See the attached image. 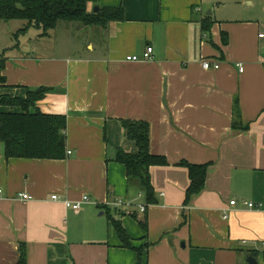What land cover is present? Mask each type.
<instances>
[{"label":"crops","instance_id":"0c3cea01","mask_svg":"<svg viewBox=\"0 0 264 264\" xmlns=\"http://www.w3.org/2000/svg\"><path fill=\"white\" fill-rule=\"evenodd\" d=\"M95 6L122 7L125 21L85 26V56L51 55L39 44L0 49L7 58L0 96L24 100L27 89H52L38 107L67 117L72 153L7 160L0 143V264H17L21 245L27 264H247L251 257L264 264V0H97L89 10ZM206 18L213 26L203 36ZM149 47L150 61L126 62ZM203 60L220 69L205 71ZM121 120L148 122L151 153L169 162L150 169L155 205L143 215L120 209L133 247L143 248L141 263L122 248L103 207L74 212L63 204L144 197L114 162L118 148L137 151ZM182 161L211 164L188 205ZM19 193L32 200H15Z\"/></svg>","mask_w":264,"mask_h":264},{"label":"trees","instance_id":"16d2710c","mask_svg":"<svg viewBox=\"0 0 264 264\" xmlns=\"http://www.w3.org/2000/svg\"><path fill=\"white\" fill-rule=\"evenodd\" d=\"M97 0H0V22L24 21L27 23L20 32L35 29L41 37L51 34L61 22H77L84 26L106 27L110 23L124 22L125 12L122 7L102 8L99 13L89 10ZM213 23L206 18L201 22L203 35L211 30ZM228 43L222 36V44ZM15 46V48H17ZM6 51L0 53V88L6 87L4 76L7 58ZM52 91L41 87L36 90L27 89V97L22 100L9 96H0V143L4 148V156L9 159L27 160H64L67 152V117L43 113L39 102ZM7 109V110H6ZM120 125L129 141L137 148L130 153L122 148L116 149L114 162L126 169L128 186L132 181L139 185L147 206L157 203L155 189L151 180L152 167H165L169 162L165 156L151 153L150 125L145 121L121 120ZM106 138V137H105ZM179 166L188 171L189 186L185 195V205L199 195L205 188L208 170L211 164H191L182 161ZM108 222L115 231L122 248L137 252L139 263L142 249H135L132 239L121 221L123 212H113L105 208ZM115 216H118L115 217ZM131 216L138 220L136 214ZM140 227L147 232V219L139 221ZM255 256V255H253ZM17 264H27V252L24 245L20 247Z\"/></svg>","mask_w":264,"mask_h":264},{"label":"rangeland","instance_id":"374dc122","mask_svg":"<svg viewBox=\"0 0 264 264\" xmlns=\"http://www.w3.org/2000/svg\"><path fill=\"white\" fill-rule=\"evenodd\" d=\"M2 23V27L0 28V49L6 48L11 43L14 46L18 45V48L24 49L26 46L39 44L42 49L50 53L51 55H57L60 57L72 56L74 54H81V56H85V43L89 41L90 38V28H85L84 25L77 22H61L58 24V28H56L51 34L52 38L49 39V34L46 37H42L41 40L37 38H32L36 31L34 29H29L26 32H20L16 37H13L12 40V31L16 26L19 25H27L24 21H12L8 22V24ZM21 27L22 29L25 28ZM21 29V30H22ZM11 32V33H10ZM17 32V31H16ZM16 34V33H15ZM29 36L31 38H29ZM31 39V40H30ZM6 46V47H5ZM17 51V50H15ZM2 53V51L0 52ZM144 197L138 198L137 201L133 203V206L128 208L135 210L140 215H143L140 212V205H144ZM104 219H107V216H104Z\"/></svg>","mask_w":264,"mask_h":264},{"label":"built area","instance_id":"2783aa9c","mask_svg":"<svg viewBox=\"0 0 264 264\" xmlns=\"http://www.w3.org/2000/svg\"><path fill=\"white\" fill-rule=\"evenodd\" d=\"M206 36V35H203ZM260 39H264V33H261L259 35ZM152 54H153V48L149 47L146 52L144 53L143 57L140 58L138 56H129L126 58V62H134V63H138L141 61H150L152 59ZM202 68L205 71H210V70H219L220 69V63L215 62V61H207V60H203L202 61ZM239 70L240 72H243V65L240 64L239 65ZM71 152H68L67 155H71ZM4 196V190L2 188H0V198ZM142 196L140 195L139 198H141ZM53 201H61V198L54 195L51 198ZM15 200L20 201V202H28L32 200V197H30L27 193H19L16 195ZM236 201H232L230 203L231 206H235L236 205ZM63 204L65 206V208L70 209L74 212H80L83 208L84 205H96V206H101V207H105V208H109L111 209L113 212H119L121 211L120 209L123 208H130L133 206V203H128V202H124L123 200H108L103 204H100L98 202H93L91 200L90 197L88 196H83L80 200L78 201H69V200H65L63 201ZM248 209L250 210H259L261 209V207L259 205H256L254 203H248V202H244L243 203ZM140 212L142 214H144L147 211L148 206L146 204L144 205H140ZM226 219V217H225Z\"/></svg>","mask_w":264,"mask_h":264},{"label":"water","instance_id":"95a60500","mask_svg":"<svg viewBox=\"0 0 264 264\" xmlns=\"http://www.w3.org/2000/svg\"><path fill=\"white\" fill-rule=\"evenodd\" d=\"M99 12H100V8L98 6H95L93 9V13H99ZM256 263L257 261L253 257L249 258L247 261V264H256Z\"/></svg>","mask_w":264,"mask_h":264}]
</instances>
